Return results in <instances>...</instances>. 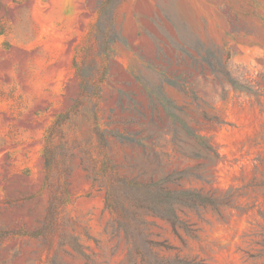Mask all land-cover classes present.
Instances as JSON below:
<instances>
[{"label":"rangeland","instance_id":"374dc122","mask_svg":"<svg viewBox=\"0 0 264 264\" xmlns=\"http://www.w3.org/2000/svg\"><path fill=\"white\" fill-rule=\"evenodd\" d=\"M260 17L264 0H0V264H145L112 233L92 177L105 160L97 125L115 133L105 151L120 176L156 167L149 135L175 154L149 93L184 107L217 153L174 159L192 168L178 187L213 202L178 212L192 233L143 215L154 251L264 264Z\"/></svg>","mask_w":264,"mask_h":264},{"label":"trees","instance_id":"16d2710c","mask_svg":"<svg viewBox=\"0 0 264 264\" xmlns=\"http://www.w3.org/2000/svg\"><path fill=\"white\" fill-rule=\"evenodd\" d=\"M260 20L264 25V18L260 17ZM234 84L237 88L246 87L240 83L234 82ZM182 91L185 94L192 93L186 89ZM148 95L151 100L152 118L157 117L162 121L164 117L167 121L166 134L171 135L170 141L174 145L175 154L172 155L161 149L160 139L165 137L164 133L157 134L156 137L149 135L146 140H151L144 146L149 148L148 156L157 162L156 167L144 170L143 174L148 177L143 180L120 176L114 171L105 151L108 137L115 133L97 125L95 132L99 138L100 152L105 156V160L95 161L92 178L101 189H105V206L112 215L111 231L116 234L123 232L130 258L139 257L145 264H171L168 259L161 258L154 251V247L160 243L151 239L150 234L146 232L143 215L155 216L166 221L177 235L179 229L192 233L191 226L180 218L178 212L183 211L184 207L195 208L199 204L213 200L202 195L198 190L178 187L180 180L188 176L192 168L175 166L174 159H179L181 156L207 158L208 154L217 156V153L207 139L191 127L189 122L192 119L184 107L175 105L161 93ZM120 99L122 103L124 96H120ZM152 122L156 124L153 119ZM45 156V167L50 171L55 165L56 154L46 149ZM201 166L203 164L198 163L194 167ZM175 262L190 264L183 260Z\"/></svg>","mask_w":264,"mask_h":264}]
</instances>
